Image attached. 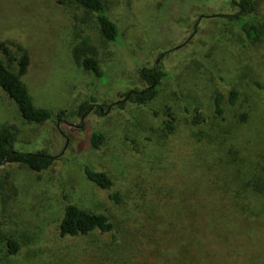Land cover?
I'll list each match as a JSON object with an SVG mask.
<instances>
[{
	"label": "rangeland",
	"instance_id": "obj_1",
	"mask_svg": "<svg viewBox=\"0 0 264 264\" xmlns=\"http://www.w3.org/2000/svg\"><path fill=\"white\" fill-rule=\"evenodd\" d=\"M102 1L116 43L67 0H0V42L12 60L0 58L16 72L17 46L28 52L21 80L52 114L28 123L0 88V129L14 126L15 150L56 158L41 172L0 168V233L18 244L15 254L1 245L0 264H264V0H254L252 43L224 18L237 11L232 0ZM83 41L97 49L100 79L73 60ZM141 67L166 74L157 95L120 108L126 92L146 86ZM92 98L82 119L78 107ZM93 132L105 136L97 150ZM87 163L110 189L86 179ZM66 200L106 215L112 231L61 237Z\"/></svg>",
	"mask_w": 264,
	"mask_h": 264
},
{
	"label": "trees",
	"instance_id": "obj_2",
	"mask_svg": "<svg viewBox=\"0 0 264 264\" xmlns=\"http://www.w3.org/2000/svg\"><path fill=\"white\" fill-rule=\"evenodd\" d=\"M87 13H91L96 21L100 33L107 43H116L119 41V31L117 26L108 17L105 5L102 0H67ZM231 5L237 8L236 13L225 15L226 21L238 26L246 42H254L259 33V28L253 19L254 0H232ZM0 53L9 60V47L4 42H0ZM18 58L15 59L17 71L10 69V64H5L0 58V88L16 104L19 112L28 123L41 124L51 119L52 114L49 110L38 108L34 105L33 99L22 82L21 77L25 75L29 67L28 52L17 46ZM74 62L81 66L85 71L93 74L97 79L103 77V71L97 60V49L94 45L83 41L72 49ZM140 79L145 83L141 90H129L125 93L124 99L117 104L123 108L125 103L135 105H144L151 102L160 87V83L166 74L158 67L139 69ZM237 94L231 92L229 103L234 105ZM221 95L214 97V112L216 116L222 114L220 107ZM95 106V99L84 101L78 107L77 114L83 119L85 115ZM197 115V114H196ZM166 131L171 132L175 129L174 117L171 112L166 113L164 123ZM105 136L102 132H93L90 136V145L92 149L97 150L104 143ZM16 132L14 126H4L0 129V168L6 164H17L24 166L32 171L41 172L48 169L56 158L45 151L24 152L15 150ZM83 172L88 181L98 188L108 190L112 187V180L102 171L93 169L88 163L83 165ZM255 181L249 183L250 187ZM254 192L261 194L263 188L259 181L255 182ZM1 194V187H0ZM109 198L116 204L120 203L118 194H112ZM1 225V222H0ZM113 229V224L104 214L89 213L82 210L75 204L66 200L64 213L59 225L61 237L85 236L97 231L99 233H109ZM5 244L9 254H15L18 251L17 242L0 233V252L3 250L1 245Z\"/></svg>",
	"mask_w": 264,
	"mask_h": 264
}]
</instances>
